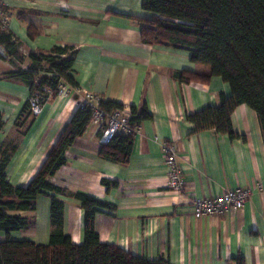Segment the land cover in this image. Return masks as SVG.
Instances as JSON below:
<instances>
[{"label":"crops","instance_id":"obj_1","mask_svg":"<svg viewBox=\"0 0 264 264\" xmlns=\"http://www.w3.org/2000/svg\"><path fill=\"white\" fill-rule=\"evenodd\" d=\"M7 29L19 51H46L55 45L76 49L74 77L82 90L105 101L131 106L146 104L151 118L134 133L131 155L120 164L99 157L100 130L89 124L65 152L64 164L50 181L70 192H82L114 206L95 215V230L103 243L133 255L167 259L171 264H264V127L254 110L240 104L231 113L239 134L204 130L191 133L186 114L219 103L230 94L220 77L207 83L179 82L180 70L208 72L189 60L188 52L169 45L141 41L132 17H149L141 0H7ZM28 27L33 36L28 35ZM25 58L18 66L25 69ZM16 66L0 58V139L14 147L5 171L14 185H26L35 175L63 126L78 106L77 95L48 99L41 112L20 125L29 87L6 73ZM172 142L184 190L166 188L167 168L161 143ZM114 186L106 188L101 180ZM250 194L241 209L194 217L192 197H214L227 188ZM64 202L63 230L74 242L83 238V211L71 196ZM34 224L14 237L46 243L49 197L35 201Z\"/></svg>","mask_w":264,"mask_h":264},{"label":"trees","instance_id":"obj_2","mask_svg":"<svg viewBox=\"0 0 264 264\" xmlns=\"http://www.w3.org/2000/svg\"><path fill=\"white\" fill-rule=\"evenodd\" d=\"M141 8L149 17H132L140 27L141 41L146 44L169 45L188 52L189 60L208 66V72L180 70L173 75L179 82L207 83L217 76L226 82L230 94L219 93V103L208 105L186 119L193 124L191 133L212 129L216 133L236 138L239 134L231 124V113L240 104L255 111L264 127V0H141ZM28 35L33 31L28 27ZM0 58L16 66L6 73L37 93L41 103L57 96L60 84L78 87L73 73L76 49L70 45H55L46 51H19L18 41L0 25ZM28 60L25 69L18 66ZM106 112L122 109L112 100L100 101ZM28 101L19 118L27 119ZM92 111L77 106L63 126L53 146L32 179L24 186L12 184L6 175V165L14 147L0 139V264H171L167 259H148L128 253L122 248L99 240L95 230V215L114 206L92 195L70 192L53 184L50 177L64 164L65 152L75 138L90 124ZM131 127L151 118L145 103L129 110ZM3 121L0 114V133ZM134 132H117L102 144L100 158L125 164L133 146ZM106 188L115 182L103 178ZM49 197V235L46 243L14 237L35 222V201L39 195ZM71 196L83 211V238L77 243L63 230L64 202L60 196ZM237 264H245L241 257Z\"/></svg>","mask_w":264,"mask_h":264},{"label":"built area","instance_id":"obj_3","mask_svg":"<svg viewBox=\"0 0 264 264\" xmlns=\"http://www.w3.org/2000/svg\"><path fill=\"white\" fill-rule=\"evenodd\" d=\"M7 0H0V25L7 28L10 12L7 9ZM0 53L4 54L3 47H0ZM77 95L78 106H88L92 111L90 124L100 130L99 142L104 144L108 142L117 132L129 133L136 132L138 126L129 125V111L125 108L114 109L106 112L100 107V101L103 99L91 91L82 90L78 87H70L67 84H60L57 96ZM44 103H41L39 94L34 93L28 98V118L38 115ZM163 160L167 168L166 188L174 193H181L184 190V179L178 163L177 147L172 142L161 143ZM250 189L243 187L227 188L214 197H192L190 199L192 213L194 217L200 218L207 215L221 214L227 209H241L248 196Z\"/></svg>","mask_w":264,"mask_h":264},{"label":"rangeland","instance_id":"obj_4","mask_svg":"<svg viewBox=\"0 0 264 264\" xmlns=\"http://www.w3.org/2000/svg\"><path fill=\"white\" fill-rule=\"evenodd\" d=\"M205 69H206V71H208L209 70L208 66H206Z\"/></svg>","mask_w":264,"mask_h":264}]
</instances>
